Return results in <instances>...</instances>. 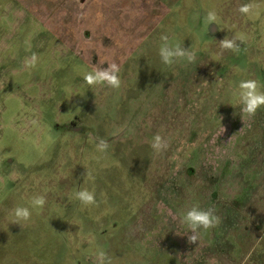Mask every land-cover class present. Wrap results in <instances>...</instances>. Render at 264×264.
I'll use <instances>...</instances> for the list:
<instances>
[{"label": "rangeland", "instance_id": "374dc122", "mask_svg": "<svg viewBox=\"0 0 264 264\" xmlns=\"http://www.w3.org/2000/svg\"><path fill=\"white\" fill-rule=\"evenodd\" d=\"M174 1L0 0V264H264V107L241 113L236 87L264 91V0ZM161 35L193 59L162 64ZM109 65L118 87L84 81ZM34 194L44 205L12 224ZM193 206L219 222L189 241Z\"/></svg>", "mask_w": 264, "mask_h": 264}, {"label": "clouds", "instance_id": "9594fccd", "mask_svg": "<svg viewBox=\"0 0 264 264\" xmlns=\"http://www.w3.org/2000/svg\"><path fill=\"white\" fill-rule=\"evenodd\" d=\"M241 13H247L249 11V5L242 4L238 9ZM215 11H208L204 17L203 22H207L208 28L211 24H216ZM168 37L165 35L160 36V40L163 42L158 48V56L160 62L164 65L174 63L180 58L187 57L188 60H192L193 57L189 54V51H185L180 46L170 47L167 44ZM222 49L235 50L239 46L235 43V38H225L219 42ZM37 61V55L32 53L30 57H26L24 60L25 67L32 66ZM84 81L91 87L108 86L116 88L119 86L118 69L116 65H109L107 69L102 71H91L84 74ZM237 95L239 98L240 112L249 116L253 115L258 109L264 107V91L260 90L259 85L254 79L240 80L237 84ZM108 142L104 139H100L96 144V149L100 152H104L107 149ZM150 147L156 154H161L168 148V142L166 138L160 134H156L151 138ZM73 197L78 200L82 205H92L95 203V195L92 191L86 188H79L73 194ZM45 203V199L40 194H34L27 205H17L10 211L12 218V224H18L22 227L23 223H26L31 218V211L41 208ZM181 222L186 225L188 229L189 241H196L198 233L201 230H207L214 227L219 218L214 214V211L209 209L199 208L193 206L187 211L181 213Z\"/></svg>", "mask_w": 264, "mask_h": 264}, {"label": "flooded vegetation", "instance_id": "af4514ba", "mask_svg": "<svg viewBox=\"0 0 264 264\" xmlns=\"http://www.w3.org/2000/svg\"><path fill=\"white\" fill-rule=\"evenodd\" d=\"M156 1H157V5L156 6H160V4L161 5H164L165 7L168 8L169 11H171V10L174 11V9L172 8V5L171 4L174 3V5H175V4L178 3L177 1L175 2L174 0H156ZM178 1H180V0H178ZM153 6H154V8L151 11L150 10H147V12L145 13V16H147V17H145V20H146L147 23H150L153 26L152 29L154 28V26L157 27V24H160L162 22V20L156 21V20H154L152 18V15H153V17H155V15H156V13L153 12L155 9H157L155 7V2L153 4ZM162 23L165 24L164 21ZM143 25H145V24H143ZM213 29H215V27L212 24L209 25V28H208V25H207L206 26V29L203 30V34H201L202 35L201 38H204L206 40L207 39H210L212 37V35L214 34V32L212 31ZM259 72H263V70L262 69H259L258 74H259ZM66 130H68L70 134L71 133H74V134L78 135L79 133H82L84 129L79 126V123L78 122H76V121H70L67 124V126H66Z\"/></svg>", "mask_w": 264, "mask_h": 264}]
</instances>
